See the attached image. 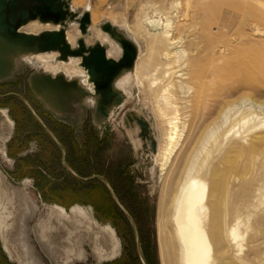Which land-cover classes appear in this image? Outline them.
<instances>
[{"label": "bare ground", "instance_id": "1", "mask_svg": "<svg viewBox=\"0 0 264 264\" xmlns=\"http://www.w3.org/2000/svg\"><path fill=\"white\" fill-rule=\"evenodd\" d=\"M64 1L70 13L78 14L75 20H71L70 16L64 23L58 24L33 20L22 26L19 32L38 36L42 32L33 34L22 29L29 24L45 29L54 27V30L44 32L63 31L72 50L78 48L81 40L86 48L93 47L88 46L85 40V35L94 23L91 6L85 5L83 12L78 13L72 6L74 0ZM197 1L171 0L166 8H147L144 5L137 27L119 25L116 20L102 22L96 37L105 49L106 58L117 64L105 86H98L92 80L81 56L62 58L59 51L42 52L35 43L22 39L10 40L3 35L0 36V81L12 77L24 60L38 62L50 74L36 73L32 75L30 84L45 106L57 116H63L68 111H74L72 104L90 101L96 106V121L104 132L110 127L103 124V119L114 120L130 99L138 100L134 108L123 114L121 126L134 139L137 153L145 161L151 162L153 169L160 170L161 179L173 172L172 178L169 175L170 199L162 190L158 205L157 230L162 264H226L230 257L239 263H246L241 256L244 239L241 227L253 209L260 207L264 212V180L252 199L239 209L228 201L231 192L224 198L220 197L211 178V167L224 165L221 150L237 153L254 147L255 143L264 142V104L241 96L233 101L225 97L218 108L207 106V112L203 115V119L208 121L207 128L202 138L184 155L182 145L187 125L182 105L189 106V80L204 83L210 79L220 84L228 68L238 62L236 59L248 55L264 58V42L251 41L238 47L230 56L224 46H217V38L213 37V30L209 29L204 37L209 47L216 50H213L214 58L209 59L199 53L189 56L183 47L182 33L190 18L189 9ZM255 2L264 6V0ZM220 4V0H217L207 8L208 22L213 23L212 11L217 10ZM238 8L247 15L258 17L249 6L238 5ZM86 13L90 15V22L85 24L86 32L83 33L81 17ZM72 24L76 25L75 38L70 35L69 26ZM252 31L255 34L259 32L254 28ZM138 33L147 38L150 48L148 57H142ZM125 45L134 52L129 62L124 57ZM117 49L119 55H112L113 50ZM135 86L142 87L146 98L151 101L162 130L156 121L152 123V118L142 111L141 100L134 92ZM184 100L185 103H181ZM0 124L4 125L0 127L2 132L11 130L13 121L6 110H0ZM238 127L239 131L236 132ZM7 138L8 135L3 140ZM216 152L219 154L216 155ZM178 158L180 161H177ZM170 166L173 171L169 170ZM23 210L25 206L21 202V192L12 188L0 170V238L11 257L14 256L9 234L13 230L21 236L19 228L24 220ZM44 212V218L37 224L39 235L53 250L62 252L67 261L81 258L82 238L91 236V245L100 258L111 259L118 255L120 243L115 230L110 225L97 222L90 208L75 206L67 211L58 205H45ZM260 256H264V252ZM23 259L20 256V261L23 262ZM25 264L28 263L25 261Z\"/></svg>", "mask_w": 264, "mask_h": 264}, {"label": "rangeland", "instance_id": "2", "mask_svg": "<svg viewBox=\"0 0 264 264\" xmlns=\"http://www.w3.org/2000/svg\"><path fill=\"white\" fill-rule=\"evenodd\" d=\"M214 1L217 0H198L189 9L192 15L189 14L190 18L185 23V34L182 33L183 47L189 56L199 53L206 58H214L216 50L209 47L204 37L209 29L217 38V46H224L230 56L238 47L251 41L264 42L263 4L255 0H220L217 10L212 11L214 21L210 23L206 10ZM170 3L171 0H74L72 6L78 13L83 12L85 5L91 6L94 23L85 40L88 46H94L99 43L96 36L102 22L116 20L119 25L137 27L144 5L147 8H166ZM238 5L249 6L258 17L247 15ZM31 25L22 31L39 34L54 30V27L45 29ZM74 26H69L73 38L77 37ZM253 28L259 32L253 33ZM138 40L142 57H148L147 38L138 33ZM112 55H119L118 49L113 50ZM235 61L238 62L228 68L220 84L210 79L204 83L189 80V106L182 105L187 125L182 155L202 138L208 125V121L203 119L207 106L218 108L225 97L233 101L241 96L264 104V58L248 55ZM17 68L12 77L0 81V110L9 108L10 111H6L13 121L10 131L0 130V170L12 188L28 191L35 202H25L21 192V202L28 210L23 214L24 220L19 228L21 236L13 230L9 234L14 257L7 253L0 238V264H25V261L28 264H148L146 252L150 264H162L157 230L158 205L162 190L170 199L169 182L173 172L161 179L160 170L153 169L151 162L137 153L134 139L121 126L123 114L134 108L138 100L130 99L114 120L103 119V124L110 127L104 132L96 121V106L90 101L72 104L74 111L63 116H57L45 106L30 84L32 75L50 74L42 64L24 60ZM134 92L141 100L142 111L161 129L152 103L142 87L135 86ZM263 143H255L254 147L237 153L221 150L224 165L211 167V178L220 197L224 198L231 192L228 201L233 207L240 209L248 203L264 180ZM171 166L169 170L173 171ZM45 205H58L67 211L75 206L90 208L97 222L110 225L115 230L120 243L118 255L111 259L100 258L91 245V236L82 238L81 258L67 261L62 252L53 250L39 235L37 224L45 216ZM257 209L250 212V220L246 218L241 227L244 235L241 256L246 263L230 257L232 262L228 259L226 264H264V256H260L264 252V212L260 207ZM20 256L24 258L23 262Z\"/></svg>", "mask_w": 264, "mask_h": 264}, {"label": "water", "instance_id": "3", "mask_svg": "<svg viewBox=\"0 0 264 264\" xmlns=\"http://www.w3.org/2000/svg\"><path fill=\"white\" fill-rule=\"evenodd\" d=\"M69 16L71 20H75L78 14L70 13L64 0H0V36L3 35L10 40L22 39L35 43L42 52L59 51L62 58H67L69 55L81 56L92 80L98 86L107 85L117 64L106 58L105 49L99 43L86 48L84 41L81 40L78 48L72 50L66 42L63 31L42 32L38 36L19 32L22 26L33 20L58 24L64 23ZM89 22L90 15L86 13L81 17L83 33L86 32L85 24ZM124 57L127 62L134 57V52L128 45L124 46ZM2 124L0 126H4Z\"/></svg>", "mask_w": 264, "mask_h": 264}, {"label": "flooded vegetation", "instance_id": "4", "mask_svg": "<svg viewBox=\"0 0 264 264\" xmlns=\"http://www.w3.org/2000/svg\"><path fill=\"white\" fill-rule=\"evenodd\" d=\"M26 185V183H25ZM30 185V184H29ZM26 189V188H25ZM20 192H23V198L26 199L25 202H35L32 197L30 196V194L28 193V191L26 190H23V191H20ZM37 207V206H36ZM28 210H23L21 213L22 214H25ZM145 256H146V261L148 262V264H150V260H149V257L147 255V252L145 253Z\"/></svg>", "mask_w": 264, "mask_h": 264}, {"label": "crops", "instance_id": "5", "mask_svg": "<svg viewBox=\"0 0 264 264\" xmlns=\"http://www.w3.org/2000/svg\"><path fill=\"white\" fill-rule=\"evenodd\" d=\"M5 110H7V111H10V109L8 108V109H5Z\"/></svg>", "mask_w": 264, "mask_h": 264}]
</instances>
